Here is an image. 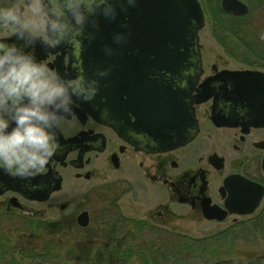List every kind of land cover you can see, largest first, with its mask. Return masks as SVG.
Returning a JSON list of instances; mask_svg holds the SVG:
<instances>
[{
	"label": "flooded vegetation",
	"instance_id": "af4514ba",
	"mask_svg": "<svg viewBox=\"0 0 264 264\" xmlns=\"http://www.w3.org/2000/svg\"><path fill=\"white\" fill-rule=\"evenodd\" d=\"M6 1L9 5L4 7L0 3V9L15 4ZM23 7H28V0H24ZM3 26L0 24V29ZM5 32L0 40L16 41L7 27ZM85 41L87 38L75 39L52 47L38 42L31 51L37 60L46 62L66 78L86 77L81 56ZM202 64L200 60L201 73L192 89H188L183 75L187 72L174 77L172 83L173 91H186L185 102L192 101L186 106L188 123L180 135L187 137L184 142L178 143L176 138L154 140L146 125H138V119L130 112L115 115L108 110L100 94L92 100L74 98V115L63 131L57 132L59 148L44 169L25 178L0 170V218L35 217V204L52 202V208L58 205L61 213L71 211L67 218L75 219L76 224L85 213L88 224L83 228H88L92 225L96 199L104 205L113 199L118 205L127 188L148 191L151 187L160 194L161 203L156 206L157 219L144 220L156 226L161 224L158 219L177 214L173 206L208 222L229 218L235 222L239 218L242 223H251L253 218L263 219L264 193L252 214L239 215L229 210L248 207L247 203L239 206L233 203V196L240 194L253 199L259 189L264 190V126L247 123V110L225 100L218 87L216 95L196 103L202 90L200 85L223 71L212 67V73L203 77ZM204 105L207 108L199 117V108ZM217 114L232 121V125L217 124L213 119ZM229 178L232 180L226 183ZM57 180L59 189L51 191L45 201L36 199L48 193L45 188L49 191L55 187ZM92 180L101 182L87 187L83 196V188ZM242 183H251V190H246ZM81 193L83 199L79 204L77 198ZM206 208L216 209L218 214L225 212V219H206Z\"/></svg>",
	"mask_w": 264,
	"mask_h": 264
},
{
	"label": "water",
	"instance_id": "95a60500",
	"mask_svg": "<svg viewBox=\"0 0 264 264\" xmlns=\"http://www.w3.org/2000/svg\"><path fill=\"white\" fill-rule=\"evenodd\" d=\"M221 6L236 16L248 12V6L240 0H221ZM204 21L198 0H137L126 13L121 12L114 20L101 17L99 29L93 32L94 38L83 42L85 49L81 56L89 79L99 70L112 69L107 77L101 78L97 93L106 100L105 107L115 115L130 112L138 119L137 124H145L147 131L158 142L173 138L178 143L184 142L187 137L180 135H183L188 123L186 106L192 101L185 102L186 91H173L172 83L181 72H187L183 75L187 79L186 84H189L188 89H192L197 82L201 73L198 31L204 26ZM129 30L131 37L127 42H115V33L126 34ZM106 45L114 51V55L105 52ZM200 87L202 90L195 99L196 103L216 95L218 87L225 100L247 110V123L264 126L263 71L223 70ZM223 118V115L213 116L219 125H232V121ZM231 180L227 179L226 183ZM242 186L251 190L252 185L242 183ZM57 189L59 180L51 190L44 189L48 193L36 199L45 201L49 193ZM259 190L253 199L240 194L233 196V203L238 206L247 203L248 207L230 208V213L252 214L264 193L263 188ZM225 215V212L218 214L216 209L204 210V217L209 220L223 221ZM77 221L80 226H87V215L81 214Z\"/></svg>",
	"mask_w": 264,
	"mask_h": 264
},
{
	"label": "clouds",
	"instance_id": "9594fccd",
	"mask_svg": "<svg viewBox=\"0 0 264 264\" xmlns=\"http://www.w3.org/2000/svg\"><path fill=\"white\" fill-rule=\"evenodd\" d=\"M136 3L28 0L27 15L22 4L0 9V24L16 37L11 43L0 40V170L25 178L44 169L59 148L57 132H62L74 115L75 99L92 100L101 78L112 70H99L91 79L66 78L37 60L31 49L38 42L52 47L92 39L101 17L114 20ZM130 37V30L117 32L114 40L119 44ZM105 52L114 55L107 45Z\"/></svg>",
	"mask_w": 264,
	"mask_h": 264
},
{
	"label": "rangeland",
	"instance_id": "374dc122",
	"mask_svg": "<svg viewBox=\"0 0 264 264\" xmlns=\"http://www.w3.org/2000/svg\"><path fill=\"white\" fill-rule=\"evenodd\" d=\"M13 2L15 4L22 3L24 5V0H15ZM202 6L203 13H204V26L198 31L199 37V46H200V53H201V60L202 66L204 68L203 77H206L212 73V67H216L219 71L220 70H243L242 68H250L254 70L264 71V0H240L248 6V12L245 15L237 16V17H248L251 25V33L253 36L257 37V41L254 45L251 46V52H257L263 58L262 60L256 61L253 60L252 57H248V54H251L247 51V48L244 47L243 43L238 44L232 41L230 37H227L228 34H223L226 29L219 30L218 28L214 29V22L211 21L209 10L207 8L206 0H198ZM0 3H3V6L6 7L8 1L0 0ZM219 7L221 6V0H218ZM27 8L25 7V12L27 15ZM223 10V9H222ZM224 11V10H223ZM230 13V12H226ZM230 15L235 16L234 14L230 13ZM242 23V22H241ZM229 24V23H228ZM231 25V23H230ZM216 27V26H215ZM229 27V25L227 26ZM5 26L0 29V35L5 34ZM216 30V32H214ZM244 32V31H243ZM245 33V32H244ZM255 58V57H254ZM245 59L254 62L252 65H247L243 62ZM254 64V65H253ZM207 108V105L201 106L198 111L199 117H202L204 113V109ZM68 181V180H67ZM70 182V180H69ZM101 182V180H92L89 183H86V186L83 188V196L86 190L92 184H97ZM68 185V183H67ZM87 188V189H86ZM124 188H127L126 186ZM148 191H141V190H131L127 188V190L122 194V197L119 200L118 206L120 212L126 218H134L136 220H144L146 218L157 219L156 216V206L161 203V197L159 193H155L154 189L149 187ZM63 192V191H62ZM61 192V193H62ZM82 193L78 196L79 204L82 202L83 199ZM163 199V197H162ZM35 217H26L30 219H40V220H47L52 222L64 221L67 222V217L70 215L71 211H66L61 213L59 208H52V202H44L35 204ZM97 206V205H96ZM262 207H264V200L262 203ZM173 211L176 212L172 214L165 215L164 219H158L161 224L157 223L159 228L164 230L174 231L175 233H180L184 235H188L193 238H204L209 235H212L218 231H222L234 223L240 222L237 218L235 222H233L232 218H229L223 222H208L200 219H195L187 214V212L176 208L175 206L172 207ZM21 219L24 217H16L11 216L8 218H0V235H4L8 237L10 240V246L16 245V240L24 238L26 236L25 233H21L22 223ZM71 219V218H69ZM20 220V222H16ZM75 220V219H74ZM72 219V222L76 224ZM151 220V219H150ZM151 222V221H150ZM15 223V224H13ZM68 224V222H67ZM156 226V225H155ZM92 227V226H91ZM252 233H239L238 237L235 239V245L239 248V256L238 258L243 261V264H248V257H253V259H261L264 257V233H260L258 228H251ZM74 232L68 227H64V231L61 234L51 235L54 241L60 242H69L68 234ZM134 230L131 229V226H127L121 232L122 235H110L112 239L121 240L120 242L112 243L111 238L105 237L103 232L100 233H91V230H85L84 234L77 233V240L71 241V247L74 246L77 248V253L75 255L71 254L68 256L64 255V259L62 262L58 261L59 263H49V264H78L79 257L86 256L92 259L96 264L99 263V258H102V255L105 254V251L111 250L113 251L114 247H119L124 250L125 248H131L132 251H139L140 255H132L128 260V264H145L146 258H141V254L145 251V248L148 243L145 241L143 236L132 237ZM75 233V232H74ZM123 233H126L127 236H124ZM65 236H63V235ZM87 236H86V235ZM131 236V237H130ZM30 245L34 244L36 247H41V241L37 237H34L30 240ZM28 243V244H29ZM121 243V244H119ZM166 243L160 241L156 244V250H162L159 257L154 256V258L150 259L146 264H203L205 259H200L199 257H187L184 253H180L179 255L165 260L163 258L166 252ZM29 246V245H27ZM33 246V245H32ZM162 247V249H161ZM106 249V250H104ZM227 250L225 245L221 247V251ZM37 252V251H36ZM245 252L246 257H241V253ZM15 255V254H14ZM17 255V254H16ZM15 255V257H17ZM244 255V254H243ZM249 255V256H248ZM189 256V255H188ZM113 264H124L122 263V259L118 258V256L114 257ZM26 263V261H25ZM48 264V263H42Z\"/></svg>",
	"mask_w": 264,
	"mask_h": 264
},
{
	"label": "trees",
	"instance_id": "16d2710c",
	"mask_svg": "<svg viewBox=\"0 0 264 264\" xmlns=\"http://www.w3.org/2000/svg\"><path fill=\"white\" fill-rule=\"evenodd\" d=\"M206 4L211 21L214 22L216 26H214V29H228L223 34H228L227 37L231 38L229 41L233 40V42L238 44L243 43L247 51L251 53L248 54V57H252L253 60L259 61L263 59L259 53L257 55L256 51L254 53L251 52V46L257 41V37L253 36L251 33V21L248 17H235L230 15V13H226L219 7L218 0H206ZM228 25L229 27H227ZM214 32H216V30H214ZM243 62L247 65H252V63H254H251L248 59H245ZM251 221V223H234L232 226L204 238H193L188 235L175 233L174 231L164 230L146 220L126 218L120 212L119 206L113 199L107 201L105 205L96 199L92 227L80 228L77 224L72 222V219H67L68 224L66 220L52 222L37 218L21 219L22 226L18 229H22L21 233H25L26 236L21 239L17 238L15 246L9 247V238L0 235V264L59 263L58 261L62 262L68 258V255H75V253H77V248L74 246L71 247L70 244V238L71 241L77 240V233L81 235L85 233V230H91V233L96 234L103 232L105 237L111 238L110 235L113 234L122 235L121 232L127 226H131V229L134 230L132 237L143 236L148 243V245L143 248L145 251L140 256L143 259H147L145 260V264L148 263L150 259L154 258V256H160L162 250H156V244L160 241L166 243V252L163 256L165 260L173 258L182 252L186 258L192 256L205 259L203 264H243V261L238 258L239 248L234 244L238 234H243L245 231L246 233H252L250 227L258 228L260 233H264V218L261 220L253 218ZM16 222H20V220L15 221V223ZM64 227L70 228L75 233L72 232L68 234L69 242H62L60 244V242L54 241L51 235L63 233ZM123 235L127 236L126 233H123ZM34 237H37L39 241L42 242V244H40L41 247H36L34 244L30 245L29 242ZM109 241L114 243L120 242L121 240L115 241V239L111 238ZM223 245H225L227 250L222 252L221 247ZM119 246L120 245L114 247L113 251H105L102 258H99L98 264H113V262H115L114 257L116 256L122 259V263L128 264V260L132 255H140L139 251H132L130 247L122 250ZM14 254H17V257H15ZM241 254V257L244 256L247 258L245 252ZM64 255L68 257L64 259ZM86 256L79 257L80 262L78 264H96L92 259ZM247 259L248 264H264V257L257 260L253 259V257H248Z\"/></svg>",
	"mask_w": 264,
	"mask_h": 264
}]
</instances>
